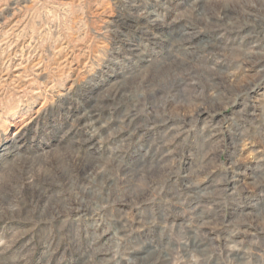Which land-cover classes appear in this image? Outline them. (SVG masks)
I'll list each match as a JSON object with an SVG mask.
<instances>
[{"label":"rangeland","instance_id":"374dc122","mask_svg":"<svg viewBox=\"0 0 264 264\" xmlns=\"http://www.w3.org/2000/svg\"><path fill=\"white\" fill-rule=\"evenodd\" d=\"M100 257L264 264V0H0V264Z\"/></svg>","mask_w":264,"mask_h":264},{"label":"bare ground","instance_id":"6f19581e","mask_svg":"<svg viewBox=\"0 0 264 264\" xmlns=\"http://www.w3.org/2000/svg\"><path fill=\"white\" fill-rule=\"evenodd\" d=\"M113 97H116V94H115ZM109 106H110L109 104L105 103V104H101V105H99L97 108H99V109H98V111H99V110L106 109V108L109 107ZM89 114H91V111H89ZM5 125H6V122L4 123V126H5ZM76 210H78V209L75 208V211H76ZM57 215H58V214H57ZM43 216L46 217L45 212H44V215H41V217H43ZM87 257H88V256L86 255V256L84 257V259L87 258ZM17 258H18V256L15 257V260H14V261L17 262ZM97 261H98L99 263L103 264L104 262H106V259L100 257ZM16 262H15V263H16ZM19 264H21V263H19Z\"/></svg>","mask_w":264,"mask_h":264}]
</instances>
